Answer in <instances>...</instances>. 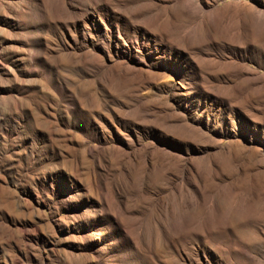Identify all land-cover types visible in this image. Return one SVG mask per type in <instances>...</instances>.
Masks as SVG:
<instances>
[{
    "label": "rangeland",
    "instance_id": "1",
    "mask_svg": "<svg viewBox=\"0 0 264 264\" xmlns=\"http://www.w3.org/2000/svg\"><path fill=\"white\" fill-rule=\"evenodd\" d=\"M242 3L0 0V264H264Z\"/></svg>",
    "mask_w": 264,
    "mask_h": 264
},
{
    "label": "bare ground",
    "instance_id": "2",
    "mask_svg": "<svg viewBox=\"0 0 264 264\" xmlns=\"http://www.w3.org/2000/svg\"><path fill=\"white\" fill-rule=\"evenodd\" d=\"M240 7H242L243 9L247 10L248 13L252 16V17H255V19H261L262 17H264V11L259 9L258 6H256L255 4H250V3H242V4H239ZM250 18V17H249ZM144 45V42L141 41V42H138L136 43V46H143ZM139 47V48H140ZM138 48V47H137ZM136 48V49H137ZM243 64V63H242ZM244 68V67H243Z\"/></svg>",
    "mask_w": 264,
    "mask_h": 264
}]
</instances>
